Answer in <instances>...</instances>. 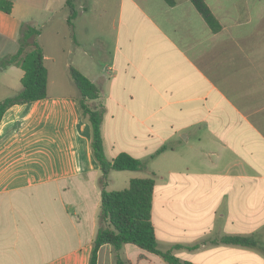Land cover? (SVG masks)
Segmentation results:
<instances>
[{
	"label": "crops",
	"instance_id": "crops-1",
	"mask_svg": "<svg viewBox=\"0 0 264 264\" xmlns=\"http://www.w3.org/2000/svg\"><path fill=\"white\" fill-rule=\"evenodd\" d=\"M10 1L0 60L17 51L23 23L62 44L40 45L46 96L0 119V264L89 262L102 173L70 66L100 89L107 159L126 152L155 173L158 246L183 264H264V0H204L217 28L191 0H73L71 24L65 0ZM0 71L2 100L24 72ZM147 170L111 171L104 187ZM96 264L169 263L125 243L118 255L101 245Z\"/></svg>",
	"mask_w": 264,
	"mask_h": 264
},
{
	"label": "trees",
	"instance_id": "trees-1",
	"mask_svg": "<svg viewBox=\"0 0 264 264\" xmlns=\"http://www.w3.org/2000/svg\"><path fill=\"white\" fill-rule=\"evenodd\" d=\"M173 2L172 0H167ZM201 12L207 23L217 28V23L204 0H191ZM70 10L69 24L75 17L76 10L73 0H65ZM0 10L11 13L12 2L0 0ZM40 30L29 23H23L20 28L19 47L14 54L1 58L4 66L16 64L24 72L21 78V89L13 96L0 100V119L4 111L13 104L35 101L46 96L47 70L44 65L43 50L37 41ZM69 75L74 82L78 95L77 103L81 115L92 130V154L99 164L102 176L100 199V225L95 234L88 264L97 263V252L101 245L110 244L117 253L123 244L131 243L148 252L159 255L169 264H183L171 250H162L155 237L151 221V206L155 173L147 170V163L129 153L120 152L109 160L104 154L101 123L103 106L98 102L100 89L98 86L73 66L69 67ZM158 148L150 158L163 151ZM147 170L144 177L131 178L127 187L118 190H107L104 185L111 171ZM222 242L244 246L254 245L249 236L225 235ZM117 261L120 262L119 258ZM186 264V262H184Z\"/></svg>",
	"mask_w": 264,
	"mask_h": 264
},
{
	"label": "rangeland",
	"instance_id": "rangeland-1",
	"mask_svg": "<svg viewBox=\"0 0 264 264\" xmlns=\"http://www.w3.org/2000/svg\"><path fill=\"white\" fill-rule=\"evenodd\" d=\"M61 39H59V38H57V39H54V43H53V41L51 40L50 41V38L49 37H47V29H46V31L42 34V36H41V38H39L38 39V41H39V43H40V45L42 44V46H43V48H44V50H45V52L47 53V45L49 44L50 45V43H51V45H53V46H55L56 48H59L60 46H59V44L61 43L62 44V41H60ZM60 44V45H61ZM50 47V46H49ZM1 67H5L4 65H2L1 63H0V69H1ZM6 80H8V77L6 76V75H4L3 73H2V71H0V83L1 84H4V83H6ZM3 91H4V93L6 92V93H8V94H3L4 96H2V97H4V98H6V97H9V96H13V95H15L18 91L17 90H14V92L12 91V90H10V92L9 91H7L5 88L4 89H2ZM3 93V92H2ZM1 94V93H0ZM3 99V98H2ZM124 175L120 178V179H118V181L116 182V184H114V188L115 189H121V188H124V187H127V184H123V183H121V181L125 178V177H127L129 174H131V173H123ZM141 175H143L142 173H141Z\"/></svg>",
	"mask_w": 264,
	"mask_h": 264
}]
</instances>
